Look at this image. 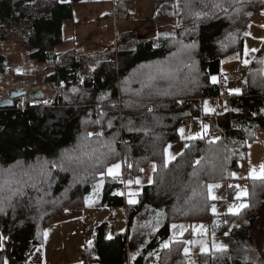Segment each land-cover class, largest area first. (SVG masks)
I'll return each mask as SVG.
<instances>
[{
    "label": "trees",
    "instance_id": "1",
    "mask_svg": "<svg viewBox=\"0 0 264 264\" xmlns=\"http://www.w3.org/2000/svg\"><path fill=\"white\" fill-rule=\"evenodd\" d=\"M155 1L153 20L173 35L141 42L130 33L119 37L118 49L58 55L73 2L0 0V76L11 71L4 45L21 29L28 58L44 67L43 84L55 91L49 104L19 99L0 109V225L6 246L0 264H8V249L24 261L53 220L69 210L125 208L129 222L145 205L163 212L164 225L132 264H145L159 250L158 264L184 260L188 231L163 246L175 223L208 222L215 228L210 187L231 179L253 132L264 130V80L252 94L226 95L222 63L243 52L251 21L264 14V0ZM263 57L264 46L260 64ZM221 96L229 97L227 109L203 117L210 132L189 140L167 162L168 146L194 116L193 106L180 101ZM123 160L131 182L154 165L153 181L141 189L137 203L117 194L119 177L107 174ZM246 199L242 212L227 217L228 248L200 255V264H258L248 254L254 224L264 228V178L250 182ZM128 249L136 254L126 237L109 239L103 224L83 249L84 263L96 255L104 264H123Z\"/></svg>",
    "mask_w": 264,
    "mask_h": 264
},
{
    "label": "crops",
    "instance_id": "2",
    "mask_svg": "<svg viewBox=\"0 0 264 264\" xmlns=\"http://www.w3.org/2000/svg\"><path fill=\"white\" fill-rule=\"evenodd\" d=\"M61 1L73 2V16L70 20H66L63 23V43L56 48V53L58 55H67L71 53H101L110 46H115V49H118L120 44L118 40L120 36L130 33L136 34L152 28V26H154L152 25L153 19L158 10V3L155 0ZM113 18L117 21L116 27L109 26L108 28H104L102 26L103 20L111 21ZM134 39L141 42L144 41L139 40L137 36ZM204 103L205 101L203 103L198 101L193 104V113L195 117L187 118L184 121L182 126L184 130L188 128L192 131V124L195 123L194 118L197 117V119L200 120L203 118V115H208L206 114ZM178 140L168 146L166 150L167 162L175 160L191 139L187 138L181 145H176L175 142H178ZM137 181L139 182L137 183ZM137 181H134L133 185L129 188V199L135 201L134 203L138 202V197L141 193L140 188L144 186L140 183L141 179ZM101 209L102 207L86 209L89 211L86 217L83 211L80 210L64 212L60 217L53 220L45 231L47 235H44L43 242L33 246L24 261L18 262L15 260L10 254V249H8V264H85L83 249L93 244L97 228L103 224L108 226V238L111 237L112 239L116 235H122L126 237L129 245L134 247L136 254L133 256L130 252L131 250L128 249L127 260L123 263L132 264L148 245L152 233L161 228L166 221V215L163 212L154 210L149 205H145L141 212L129 222L128 213L126 209L123 208L125 210V227L122 228L121 224L119 227L114 217L110 220H96L99 214L97 210ZM110 210L112 214V211L115 209ZM90 211L93 213H90ZM86 220H88L87 223L85 222ZM78 221L83 223L80 226L74 225L76 222L78 223ZM90 221L93 222L90 224ZM173 225L176 227L174 228ZM173 225L171 227L170 239L165 242L163 246L165 244L168 245L172 240L182 238L188 231L185 248L187 249V256L184 260L175 264H191L189 249L193 237L194 225H190L187 222L175 223ZM4 248H6V246L0 225V249ZM160 251L161 250H159V253L153 252V255L148 256L145 264H158ZM198 262L200 264V256ZM88 264L104 263L99 256L94 255Z\"/></svg>",
    "mask_w": 264,
    "mask_h": 264
},
{
    "label": "rangeland",
    "instance_id": "3",
    "mask_svg": "<svg viewBox=\"0 0 264 264\" xmlns=\"http://www.w3.org/2000/svg\"><path fill=\"white\" fill-rule=\"evenodd\" d=\"M152 28L143 30L139 33H132L135 38L138 37L139 40H150L152 38H156L158 36H171L174 34V31L168 30L167 28H163V23H159L158 21H154L152 23ZM17 31L14 37L10 38V40L4 45V50L8 56V63L11 68L10 74L8 76H0V81L3 85H0V96H2V100H5L6 95L7 99L11 97V94L14 92L13 90H9V84L19 83L26 80V84L30 86V82L32 86L30 87H38V86H47L52 90L53 98L40 103H52L55 97V91L53 87L50 85H44L43 79L47 72L44 67L39 65L37 62H34L28 58V55L23 47V38L21 35V29L15 30ZM137 43V42H135ZM135 45V44H134ZM264 46V14H258L250 23L249 28L246 33L245 43L243 52H235L229 55L227 58L223 60L221 72L225 76V88L227 87V91H224V94L229 95H243V94H252L259 85L260 82L264 80V67L263 63L260 64L258 61V53ZM248 58L252 59V63H245ZM22 73L24 78L22 80L15 79V74ZM227 97V96H225ZM22 101L24 104L29 102L32 104L30 99L26 96H23ZM18 99V100H19ZM189 103L186 104L193 106L195 102H204L205 105L209 109H213L214 111L206 112L208 115H216L219 112H223V110L227 109V99H222L220 101V109L215 110L212 108L214 104L213 99H202V98H186ZM183 100V99H182ZM17 101V100H16ZM15 101V102H16ZM32 104V105H38ZM185 105V106H186ZM195 117V114H194ZM204 117V115H203ZM195 123L192 124V131L188 128H185L183 136L180 133V139L178 142H175L176 145H181V143L189 138V137H200L205 133L210 132V124H206L203 121V118L198 120L197 117L194 118ZM205 127L207 131L205 132ZM218 135V134H217ZM254 138L253 140L247 143V148L245 151V159L240 162L239 168L234 171L231 175V179H227L225 181H221L220 183H214L211 185V199L213 200L210 211L211 214L215 217V228H210L208 222H198L194 224L193 228V237L190 242V257L191 264H199L198 259L201 254H207L214 251H217V245H223L224 249H227L229 246V241L225 238V235L228 232H225V225L228 223L227 217L230 215H238L242 212L248 205L249 202L246 199L249 194L250 182L252 180H258L260 178V169L261 166L264 165V130L258 129L253 132ZM169 161V160H168ZM119 165V169H115L114 166ZM126 163L123 160L122 162H118L109 167V169H114V171L110 174L107 171L109 176L121 177L123 173L126 172ZM108 169V170H109ZM256 170V177L253 178L252 170ZM154 165H150L143 173V177H139L136 179H141V184L147 186L153 181V171ZM118 178V179H119ZM127 178V177H126ZM134 181H130L127 178V190L126 197L129 198L130 187L133 185ZM145 183V184H144ZM141 187L140 190L143 188ZM232 187H234V192L232 191ZM233 192V193H232ZM242 193H246L243 195ZM239 197V199H237ZM130 200V199H129ZM241 205H244L243 207ZM213 208H215V212H213ZM104 209V210H102ZM101 210H97L98 217L96 220L104 221L110 220L114 217L118 225L120 227H125V210L123 208L115 209L112 211L109 208H102ZM71 211V210H69ZM83 211L85 217L86 214L89 213L87 210ZM82 213V212H81ZM90 213H93L90 211ZM79 219V218H78ZM82 220V219H79ZM95 220V221H96ZM88 220L85 222L87 223ZM93 221H90L91 224ZM264 224V219L262 220ZM83 222L78 221L74 225L80 226ZM89 224V226H90ZM261 223L254 224V235L252 236V240L250 241V251H249V260L258 264H264V228H260ZM264 227V226H263ZM230 230V229H229ZM226 230V231H229ZM225 232V233H223ZM207 248V251H205Z\"/></svg>",
    "mask_w": 264,
    "mask_h": 264
},
{
    "label": "built area",
    "instance_id": "4",
    "mask_svg": "<svg viewBox=\"0 0 264 264\" xmlns=\"http://www.w3.org/2000/svg\"><path fill=\"white\" fill-rule=\"evenodd\" d=\"M102 26L104 27V28H108L109 26H114V27H116L117 26V21L115 20V18H113L111 21H108V20H103L102 21ZM247 62L248 63H252V59L251 58H248L247 59ZM221 81H225V79L222 77L221 78ZM27 82H26V80H24L23 82H19V83H14V84H9V90H13V91H16L15 90V88L18 86V85H20V84H26ZM30 84V86H32L31 84H33V83H29ZM0 85H3V83L0 81ZM32 88V87H31ZM222 90H223V92L224 91H227V88H225V87H222ZM2 96H0V101H2ZM213 99V101H214V104H213V108L215 109V110H218V109H220V101L222 100V99H229V97H225V96H221V97H216V98H212ZM180 103L181 104H183V105H186V104H188L189 103V101L187 100V99H183V100H181L180 101ZM32 105V104H31ZM233 128H235V129H238V127H236V126H233ZM126 190H127V178H126V175H125V173H123L122 174V176L118 179V188H117V194H119V195H122L123 197H126Z\"/></svg>",
    "mask_w": 264,
    "mask_h": 264
},
{
    "label": "bare ground",
    "instance_id": "5",
    "mask_svg": "<svg viewBox=\"0 0 264 264\" xmlns=\"http://www.w3.org/2000/svg\"><path fill=\"white\" fill-rule=\"evenodd\" d=\"M16 91H14L13 93H22L24 94L26 97H28L30 99V101L32 102V104H37V103H40V102H45V101H48L50 99L53 98V93H52V90L47 87V86H38V87H33L31 88L28 84H20L18 85L16 88H15ZM34 91H38L42 94V97L41 99H35V100H31V95L33 94ZM11 94V97L7 99V96L9 95H6V98L5 100H12V95L14 94Z\"/></svg>",
    "mask_w": 264,
    "mask_h": 264
},
{
    "label": "snow or ice",
    "instance_id": "6",
    "mask_svg": "<svg viewBox=\"0 0 264 264\" xmlns=\"http://www.w3.org/2000/svg\"><path fill=\"white\" fill-rule=\"evenodd\" d=\"M217 6H219V5H217ZM200 14L199 13H197V16H199ZM245 63H247V61H244ZM215 77H213V82H215ZM205 111L206 112H210V111H214L213 109H209L208 107H207V105H205ZM207 131V128L205 127V132ZM180 133H181V136H183V134H184V130L183 129H180ZM190 139H195L196 137H189ZM119 165H115L114 166V168L115 169H119ZM109 171V173L111 174L113 171H114V169H109L108 170ZM252 176H253V178H255L256 177V170L255 169H253L252 170ZM260 178H264V165H262L261 166V169H260ZM139 181H137V183H138ZM243 195H246V193H242ZM237 199H239V197H237ZM130 203H134L135 201H132V200H130L129 201ZM242 207L244 206V205H241ZM213 212H215V208H213ZM173 227L175 228L176 226L175 225H173ZM45 235H47L46 233H45ZM109 239H111V237H109ZM164 247L165 248H167L168 247V245L167 244H165L164 245ZM216 248H217V251H221V250H223V248H224V246L223 245H217L216 246ZM205 251H207V248H205ZM185 253L187 254V249H185Z\"/></svg>",
    "mask_w": 264,
    "mask_h": 264
},
{
    "label": "water",
    "instance_id": "7",
    "mask_svg": "<svg viewBox=\"0 0 264 264\" xmlns=\"http://www.w3.org/2000/svg\"><path fill=\"white\" fill-rule=\"evenodd\" d=\"M263 67H264V57H263ZM12 95V100H2L0 101V109H5V108H12L15 106V101L18 100L19 98H22L25 96L22 93H13ZM42 94L38 91H34L33 94L31 95V100L35 99H41Z\"/></svg>",
    "mask_w": 264,
    "mask_h": 264
}]
</instances>
